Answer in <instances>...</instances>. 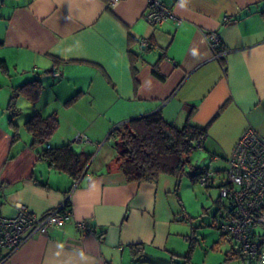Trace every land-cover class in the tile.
<instances>
[{"label": "crops", "instance_id": "1", "mask_svg": "<svg viewBox=\"0 0 264 264\" xmlns=\"http://www.w3.org/2000/svg\"><path fill=\"white\" fill-rule=\"evenodd\" d=\"M160 1L172 14L152 26L144 20L147 0H2L0 213L14 217L24 205L41 214L68 201L72 218L34 234L0 264H130L139 257L192 263L196 231L174 177L126 181L110 133L154 112L176 127L186 121L206 127L202 148L224 167L204 168L223 173L247 128L264 137V0ZM210 33L220 41L215 51ZM142 38L149 47H140ZM36 77L38 99L18 94L10 108L14 89ZM35 113L57 114L58 128L43 144L32 143L24 126ZM78 134L90 142H77ZM66 144L83 165L76 176L42 156ZM214 216L219 222L222 211ZM80 220L88 231L78 230ZM224 247L227 264L242 261L219 232L212 249Z\"/></svg>", "mask_w": 264, "mask_h": 264}, {"label": "built area", "instance_id": "2", "mask_svg": "<svg viewBox=\"0 0 264 264\" xmlns=\"http://www.w3.org/2000/svg\"><path fill=\"white\" fill-rule=\"evenodd\" d=\"M119 0H108L111 5ZM0 0V9H1ZM172 14L171 8L160 0H147L144 20L152 26L162 24ZM208 39L215 51L220 41L215 33ZM141 48L150 46L148 39H140ZM219 57L225 51L217 52ZM58 76V73H55ZM77 142L90 139L84 134L75 137ZM202 142H198L201 146ZM49 147V146H47ZM216 160V157H212ZM224 177L218 185L219 198L227 204V213L216 227L233 244V252L244 264H264V234H255L253 227L264 221V137L252 127L247 128L236 141L230 155L225 160ZM216 177L214 170L207 169L199 178V183L207 187ZM4 183L0 181V193ZM72 218L70 206L65 202L41 214L19 205L14 217L0 213V263L9 258L18 248L36 233H46L49 227L58 226ZM187 218V215H184ZM80 231H88L84 220L76 223Z\"/></svg>", "mask_w": 264, "mask_h": 264}, {"label": "trees", "instance_id": "3", "mask_svg": "<svg viewBox=\"0 0 264 264\" xmlns=\"http://www.w3.org/2000/svg\"><path fill=\"white\" fill-rule=\"evenodd\" d=\"M0 70L3 73L7 71L3 60H0ZM154 73L160 76L157 71ZM41 89L42 84L38 77L16 87L10 100V108L18 94L34 103ZM24 126L32 135V143L43 144L58 128L57 114L43 117L35 113L24 122ZM110 136L115 139L114 162L128 182H156L162 174L170 175L177 181L187 174L192 181H199L200 176L207 170L200 168L197 171L198 168L190 162L193 151L203 147L206 127L194 125L189 121L181 127H176L164 120L159 112H154L115 126ZM200 141L202 144L198 146ZM42 156L54 168L74 176L83 168L71 144L54 149L45 148ZM65 206H69L68 201ZM193 247L191 243L186 257H190Z\"/></svg>", "mask_w": 264, "mask_h": 264}, {"label": "rangeland", "instance_id": "4", "mask_svg": "<svg viewBox=\"0 0 264 264\" xmlns=\"http://www.w3.org/2000/svg\"><path fill=\"white\" fill-rule=\"evenodd\" d=\"M210 155V152L205 148H196L190 156V162L198 168L197 171L200 168L211 165L222 169L224 167L223 161L220 160L215 163L211 161ZM195 169H193V171ZM223 177L224 173L222 172L216 175L213 186L209 187H203L198 181H192L187 174L182 175L178 181L174 178L176 188L178 189V191H176L178 193V201L181 204V208L190 216L191 221L194 222L193 227L196 231V233H193V236L197 239V243L194 241L196 248L192 256L191 264H227L224 258L226 247L223 249L221 248V251L212 249V244L217 241L219 236V232L215 228L216 220L214 212L219 208V211H222V216L226 215L225 207L227 204L224 200L219 198L218 190V185ZM187 225L188 229H190V224ZM253 229L258 233L264 231V228L260 226H254ZM187 234L192 237L190 230H188ZM228 263L243 264L242 261L232 259H229ZM130 264L160 263L159 261L149 260L146 257H139L137 259H132Z\"/></svg>", "mask_w": 264, "mask_h": 264}]
</instances>
